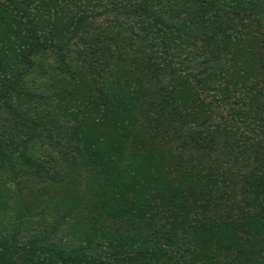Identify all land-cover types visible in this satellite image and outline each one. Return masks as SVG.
Here are the masks:
<instances>
[{
	"label": "trees",
	"instance_id": "16d2710c",
	"mask_svg": "<svg viewBox=\"0 0 264 264\" xmlns=\"http://www.w3.org/2000/svg\"><path fill=\"white\" fill-rule=\"evenodd\" d=\"M0 264H264V0H0Z\"/></svg>",
	"mask_w": 264,
	"mask_h": 264
}]
</instances>
